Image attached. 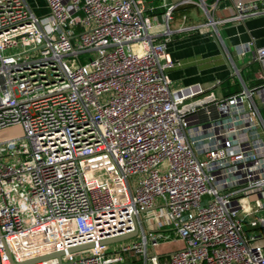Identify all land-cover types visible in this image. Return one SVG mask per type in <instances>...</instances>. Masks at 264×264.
I'll return each mask as SVG.
<instances>
[{
  "label": "built area",
  "instance_id": "built-area-1",
  "mask_svg": "<svg viewBox=\"0 0 264 264\" xmlns=\"http://www.w3.org/2000/svg\"><path fill=\"white\" fill-rule=\"evenodd\" d=\"M177 5L0 0V264L89 244L31 264H264V84L228 50L233 95L193 105L201 86L167 74L174 32L210 26L223 43L220 23L264 7L173 29ZM251 44L237 58L264 64ZM172 240L185 247L158 254Z\"/></svg>",
  "mask_w": 264,
  "mask_h": 264
},
{
  "label": "crops",
  "instance_id": "crops-1",
  "mask_svg": "<svg viewBox=\"0 0 264 264\" xmlns=\"http://www.w3.org/2000/svg\"><path fill=\"white\" fill-rule=\"evenodd\" d=\"M172 1L178 4L170 23L173 29L207 23L209 15L217 20L232 16L236 11V1L255 2L260 7H264V1L261 0H205L207 11L197 2ZM158 14H161V10ZM214 31L215 29L210 26L177 31L172 34L169 42L175 65L167 71V74L173 90L180 91L191 86H201L204 90L188 101V103L193 102V105L228 96L229 89L224 85L227 80L234 81V84L238 82V92L243 89L241 80L231 73L224 52L227 50L237 60L244 80L250 87L264 84V64L254 60L253 53H248L242 60L237 58V50L244 45L252 43L254 54L258 47H264V13L246 18L244 21L220 23L218 31L223 43L214 35ZM258 103L261 101L258 100ZM262 111L264 114V108Z\"/></svg>",
  "mask_w": 264,
  "mask_h": 264
},
{
  "label": "rangeland",
  "instance_id": "rangeland-1",
  "mask_svg": "<svg viewBox=\"0 0 264 264\" xmlns=\"http://www.w3.org/2000/svg\"><path fill=\"white\" fill-rule=\"evenodd\" d=\"M30 4L33 6L34 11L37 13H45V0H30ZM122 243L118 242L114 246L121 245ZM185 247V242L183 240H172L167 242H162L157 247L158 254L170 253L179 248Z\"/></svg>",
  "mask_w": 264,
  "mask_h": 264
},
{
  "label": "water",
  "instance_id": "water-1",
  "mask_svg": "<svg viewBox=\"0 0 264 264\" xmlns=\"http://www.w3.org/2000/svg\"><path fill=\"white\" fill-rule=\"evenodd\" d=\"M136 235H137V231L134 232V233L127 234V235H122V236H119V237H116V238L102 240V241L99 242V244L116 243V242L124 241V240H126L128 238H131L133 236H136ZM94 245L95 244H89V245L79 246V247L71 248L68 251L57 252V253H54V254H49V255H45L43 257H39V258H35V259H32V260H28V261H25L23 263H14V264H31V263H34V262H38L40 260L48 259V258H53V257L61 258L62 255L66 254L67 252L78 251V250L85 249V248H88V247H91V246H94Z\"/></svg>",
  "mask_w": 264,
  "mask_h": 264
},
{
  "label": "trees",
  "instance_id": "trees-1",
  "mask_svg": "<svg viewBox=\"0 0 264 264\" xmlns=\"http://www.w3.org/2000/svg\"><path fill=\"white\" fill-rule=\"evenodd\" d=\"M235 82H236V80H235ZM224 85L229 89L230 94H228V96L233 95V93H236L239 91L238 82L234 84V81L232 82L231 80H227Z\"/></svg>",
  "mask_w": 264,
  "mask_h": 264
}]
</instances>
